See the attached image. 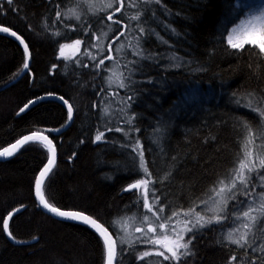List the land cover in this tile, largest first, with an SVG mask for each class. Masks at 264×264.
<instances>
[{"label": "trees", "instance_id": "1", "mask_svg": "<svg viewBox=\"0 0 264 264\" xmlns=\"http://www.w3.org/2000/svg\"><path fill=\"white\" fill-rule=\"evenodd\" d=\"M100 2L13 0L9 6L0 0V26L17 31L31 55L27 74L14 76L23 68V47L0 34V150L33 132L50 136L58 161L44 184L45 198L108 227L118 246L117 264H264V213H250L257 216L247 237L251 246L226 239L233 228L244 231L243 223H252L243 212L250 202L258 209L264 194V168L258 166L264 158V53L250 44L232 48L227 40L245 15L241 0H123L119 12L113 8L107 13L87 7ZM70 8L80 20L69 18ZM101 15L104 20L97 22ZM87 24L93 26L83 27ZM76 39L82 41L81 52L62 58L60 44ZM121 80L126 87H119ZM49 92L63 95L73 106V123L63 134L47 131L69 122L60 101L42 100L20 112L28 101ZM128 96L135 99L122 111ZM133 114L128 125L126 117ZM118 127L123 131L117 132ZM99 132L105 135L97 142ZM249 137L257 167L245 175L255 202L249 201L253 194L238 191L221 214L227 219L200 229L191 255L180 261H163L156 253L141 261L140 254L154 248L149 237L157 232L147 233L148 225L140 219L156 217L143 208L142 192L125 191L128 184L149 179V204L153 212L163 209L158 216L165 232L184 229L186 213L189 218L212 215L208 207L221 189L231 188ZM135 140L150 176L138 168L130 146ZM48 155L39 143H31L0 162V264H104L95 232L58 221L38 207L34 183ZM9 212L15 239L2 231ZM137 227L145 232H136ZM157 231L159 235L161 229ZM126 233L131 243L121 244ZM190 238L186 234L185 240Z\"/></svg>", "mask_w": 264, "mask_h": 264}, {"label": "snow or ice", "instance_id": "2", "mask_svg": "<svg viewBox=\"0 0 264 264\" xmlns=\"http://www.w3.org/2000/svg\"><path fill=\"white\" fill-rule=\"evenodd\" d=\"M156 3H159L160 0H155ZM7 3L9 6L13 4V0H7ZM123 6V0H101L99 5L97 4H88V8L93 9L95 12L100 13H107L108 10L115 8V11L119 12L121 10V7ZM82 5L78 4L77 8H81ZM69 18L71 19L74 17L76 20H80L81 17L79 14L76 13L74 9H69ZM57 18H62V13L57 11L56 12ZM113 18L112 15H107V20L111 21ZM104 20V16H98L97 22H101ZM254 20H264V9L261 10L259 16L252 17L251 20L247 22V27L244 26H238L237 28H233L232 31L228 34L227 40L228 44L231 45L232 48H242L244 44H251V45H257L262 53H264V25H262L259 29L253 24ZM93 25L87 24L83 25V27L90 28ZM242 28V32L240 36H237V32L240 31ZM140 33H144L145 29L143 27L139 28ZM0 34H8L11 37H14L17 41H19V45L23 46V56L25 57L23 62V68L20 72L14 74V76H20L27 74V70H29V63L28 59L30 57V51H29V44L25 42V39L18 35L17 31L12 30L11 27L8 26H0ZM236 37V39H234ZM144 37H140V39H143ZM82 41L80 39H76L73 44H60V55H64V50L66 48H72L75 52L76 49L79 48ZM139 43V41H138ZM95 59V58H93ZM77 63L79 61L77 60ZM101 64H103V60L100 61ZM85 67L87 65H84ZM135 66V65H134ZM55 67V66H53ZM130 75L133 74V69H129ZM111 82V81H110ZM119 87L123 88L126 87V84L123 80L119 82ZM46 98H52L57 99L62 102L63 105H67V119L68 121H71L73 118V106L69 104L68 100L65 99L63 95H56L54 92L47 93L46 97H37L36 100H30L28 103H26L22 108H20V112L23 113L25 109H27L30 105H34L37 101L44 100ZM135 99L134 96H128L127 101H125V109H122V111H126L128 108L131 107V101ZM261 115H264V112H261ZM134 119L133 116L126 117L125 122L128 125H131L132 120ZM65 125H61L60 128H51L48 129V132H56L60 133L61 128ZM112 129L109 128L108 131H111ZM117 132H122V128H116ZM138 132L139 129H136ZM129 133L124 132V135L127 136ZM104 132H99L96 137L95 141H101L104 137ZM29 142H37L39 143L44 149H47V152L49 153L47 158V163L44 164L43 168L39 171V174L35 178L34 188H35V197L38 199L40 206H42L44 209H47L49 213L54 214L57 217L65 218L73 221H82L86 225H90L91 228L95 230L96 233H98V236L100 238L102 249L104 253V264H114V261L116 260L117 255V244L116 240L113 239L112 234L109 232V228L105 227L101 223L97 221V219L92 218L89 215H85L81 211H63L59 207L54 206L53 204L49 203L47 199L45 198L44 192L42 190V187L45 182V178L48 176V174L52 171V168L56 162V147L53 144V140L49 139L48 135H43L40 132H33L31 135H25L21 139H17L15 143H13L10 147L4 148L2 151H0V157H11L14 155L15 152L20 150L25 145H28ZM83 143V141H81ZM252 140L251 137H249L247 143L244 147V158L240 160L239 166L237 169H234V177L231 181V188L228 190V193H224V189H221V194H219V199H213L211 202V207H208V211L212 213L210 217L207 219L205 216L201 215L200 213H193L194 218H189V215L185 214V220H184V229L182 232H177L174 228L172 229L173 232V238L169 239L168 235L165 233H159L161 239L156 240L155 243H158L161 245V248L159 251L156 252V255L163 258V261H180L182 256H188L191 255V248L190 245L192 244V240L195 238L198 231L208 225L215 223H219L221 219H227L226 215H221L225 212V209L227 207V202L229 199H235L236 193L240 190H243L245 195L253 194L250 193L249 185L251 184V180L249 177H246L245 173H252L254 169L257 167L255 162L252 159V152L248 148V144H251ZM124 145H122L123 147ZM132 148V152L138 156V168L143 170L144 176H150L151 173H149L148 168L146 167V162L144 158V152L142 150V146L140 145L139 140H135L133 144L130 145ZM259 168H264V158H259ZM259 175V173H257ZM261 180H264V176H260ZM239 180L240 186L237 187L236 181ZM152 182L147 178H139L136 179L134 183L128 184L125 191L130 190H139L143 189L142 193V204L143 208L147 209L148 212H152L153 216L156 217L155 220H150L147 215H144L142 219H140L141 225L147 224L148 227L146 229L147 233H155L158 229H164L166 225L164 223H160L161 217L158 216L159 212H163L162 208H159L156 210V212H153L152 207L149 204V195H150V184ZM222 183V182H221ZM154 196V192L151 193ZM255 202V196L253 194V203ZM205 205H208V201H204ZM17 212L19 209L16 210ZM191 211V210H190ZM257 211L259 213H264V194H261L260 196V205L258 209H253L251 207V204L249 205L248 211L243 212V217L247 218L248 221L252 222L250 223H243L242 227L244 231H240L239 228H233L227 233L226 239L231 244L238 245L239 247H244L245 245H248L247 237L249 236V233L251 232L252 227L255 226V222L257 221V216L250 215L251 212ZM12 213H8V218L2 219V231L7 233L8 237L10 239H15L13 237L12 233L9 231V219L12 217ZM135 219V217L130 218ZM170 219V218H169ZM155 224L156 227H153L152 225ZM136 232H145V229L143 227H137ZM191 234V238L188 240H185V235ZM131 234L126 233L125 236H121L120 242L121 244L127 242L131 243ZM150 238V237H149ZM251 246V245H248ZM152 255L151 252L145 251L142 254H140L139 259L141 261H144L146 257H150ZM234 260L235 257H232ZM146 264V262H145Z\"/></svg>", "mask_w": 264, "mask_h": 264}, {"label": "rangeland", "instance_id": "3", "mask_svg": "<svg viewBox=\"0 0 264 264\" xmlns=\"http://www.w3.org/2000/svg\"><path fill=\"white\" fill-rule=\"evenodd\" d=\"M240 6H242V7H244L245 9H246V12H245V15H244V17L242 18V20L236 25V26H234L233 28H237L238 26H244V27H247V22L249 21V20H251L252 19V17H254V16H259L260 15V12H261V10L262 9H264V0H241V2H240ZM253 24L257 27V29H259L262 25H264V20H254L253 21ZM232 28V29H233ZM232 29H231V31H232ZM230 31V32H231ZM241 32H242V28H241V30L240 31H238L237 32V36H240L241 35ZM234 39H236V37H234ZM73 44V43H72ZM71 45V44H70ZM246 44H244L243 46H245ZM251 45V44H250ZM255 46H257V45H255ZM258 47V46H257ZM81 48H82V45H80L79 46V48L78 49H76L75 50V52L73 51V49L72 48H66L65 50H64V55L63 56H61L62 58H64V59H72V58H74V57H76L80 52H81ZM117 76V75H116ZM114 80H116V77L114 76ZM237 187L239 188V187H241L240 186V182H239V180H238V183H237ZM138 191H140V192H142L143 193V189H139ZM224 193H228L227 192V189H225L224 190ZM221 194V193H220ZM252 197V196H251ZM216 199H219V195H218V197L216 198ZM249 201H253V197L252 198H250L249 199ZM260 201V200H259ZM251 204V202L248 204V206H247V210L246 211H248V209H249V205ZM212 206V205H211ZM247 222H248V220H246ZM177 232H182L183 231V229H181L180 227H177L176 229H175ZM240 231H243L242 229H240ZM156 233V232H155ZM160 233H165V234H167L166 232H165V229H161V231H160ZM157 235H152V237H150V238H152L153 240V243H154V248L153 249H151L149 252H151V253H156L157 251H159L160 250V248H161V245L160 244H158V243H155V241L156 240H159V239H161V237H160V235H158V231H157V233H156ZM168 235V238L169 239H172L173 238V233L171 232V233H169V234H167ZM186 236V235H185Z\"/></svg>", "mask_w": 264, "mask_h": 264}, {"label": "water", "instance_id": "4", "mask_svg": "<svg viewBox=\"0 0 264 264\" xmlns=\"http://www.w3.org/2000/svg\"><path fill=\"white\" fill-rule=\"evenodd\" d=\"M14 38V37H13ZM19 42V41H18ZM23 47V46H22ZM28 63H29V67H30V64H31V55H30V57H29V59H28ZM46 97V96H45ZM46 99H52V98H46ZM46 99H44V100H46ZM55 100H57V99H55ZM42 101V100H41ZM38 102H40V101H37L36 103H38ZM31 106V105H30ZM66 106V108H67V105H65ZM73 119H74V111H73V118H72V120L71 121H69V123L67 124V126L61 131V134L63 133V132H66L69 128H70V126L72 125V122H73ZM32 134V133H31ZM31 134H28V135H31ZM41 134H43V133H41ZM43 135H45V134H43ZM49 139H51L50 137H49ZM31 143H37V142H29V144H31ZM53 144H54V142H53ZM12 145V144H11ZM11 145H9V146H7V147H10ZM55 145V144H54ZM25 146H27V145H25ZM24 146V147H25ZM7 147H5V148H7ZM24 147H22L20 150H18L17 152H15L14 153V155L13 156H11V157H0V162H6V161H9V160H11V159H13L14 157H16L17 155H18V153L24 148ZM56 147V146H55ZM4 149V148H3ZM3 149H1L0 151H2ZM57 161H58V152H57V149H56V162H55V164H54V166H53V168H52V171H53V169H54V167L56 166V164H57ZM47 163V162H46ZM43 168V167H42ZM51 171V172H52ZM51 172L48 174V176L45 178V182H46V180L48 179V177H49V175L51 174ZM39 174V173H38ZM45 182H44V184H45ZM43 187H44V185H43ZM43 187H42V190H43ZM34 197H35V188H34ZM35 200H36V203H37V205H38V207L46 214V215H48V216H50V217H52V218H54V219H56V220H58V221H62V222H68V223H75V224H79V225H83V226H85V227H87V228H89V229H91L93 232H95V230L93 229V228H91V226L90 225H86V224H84L82 221H73V220H69V219H65V218H60V217H57V216H55L54 214H52V213H49L48 211H47V209H44L42 206H40V204H39V201H38V199H36V197H35ZM61 210H63V209H61ZM63 211H69V210H63ZM86 215V214H85ZM100 223V222H99ZM103 225V224H102ZM110 232V231H109ZM96 233V232H95ZM111 233V232H110ZM97 235H98V233H96ZM112 234V233H111ZM113 236V235H112ZM113 239L114 240H116L115 238H114V236H113ZM116 244H117V242H116ZM117 258H118V246H117V255H116V260L114 261V264H117Z\"/></svg>", "mask_w": 264, "mask_h": 264}, {"label": "bare ground", "instance_id": "5", "mask_svg": "<svg viewBox=\"0 0 264 264\" xmlns=\"http://www.w3.org/2000/svg\"><path fill=\"white\" fill-rule=\"evenodd\" d=\"M30 66H31V64H30ZM29 69H30V67H29ZM27 71H28V70H27ZM21 77H22V76H21ZM58 101H59V100H58ZM60 102H61V101H60ZM61 103H62V102H61ZM73 120H74V119H73ZM68 123H69V122H68ZM68 123H67V124H68ZM72 123H73V122H72ZM67 124H66V126H67ZM66 126H65V127H66ZM65 127H64V128H65ZM70 127H71V126H70ZM64 128H62V130H63ZM62 130H61V131H62ZM60 133H61V132H60ZM63 133H65V132H63ZM63 133H62V134H63ZM43 134H45V133H43ZM45 135H47V134H45ZM49 137H50V136H49ZM51 139H52V138H51ZM53 142H54V141H53ZM54 144H55V143H54ZM55 146H56V145H55ZM56 149H57V148H56Z\"/></svg>", "mask_w": 264, "mask_h": 264}]
</instances>
